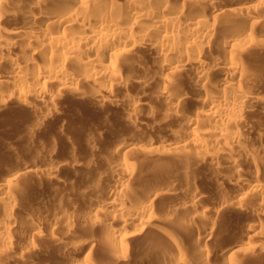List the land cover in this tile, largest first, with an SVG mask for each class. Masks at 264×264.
Segmentation results:
<instances>
[{
  "label": "bare ground",
  "instance_id": "bare-ground-1",
  "mask_svg": "<svg viewBox=\"0 0 264 264\" xmlns=\"http://www.w3.org/2000/svg\"><path fill=\"white\" fill-rule=\"evenodd\" d=\"M139 53L144 54L142 57L149 56L150 60L146 59L148 61L145 60L146 62L143 61V63L141 58L142 60L139 61ZM38 56L42 57L43 64H38L36 60ZM120 61L127 63L126 67H124V62ZM145 68L153 71H151L153 74L147 71L151 75H148L149 79L146 77L147 74L146 76L144 74ZM141 70L148 80H143L144 77L141 74L137 76L141 75L142 79L136 74L131 76L132 73H141ZM100 80H105L104 84ZM134 81H137V85H142L139 86L140 90L142 88L147 90L150 85L157 87L152 91L156 90L153 93L155 99L160 100L163 105L162 109L157 111H161L157 114L161 116L160 119L164 122L167 118V121L169 119L182 121L179 125L177 124L178 129L173 134L171 133V139L145 136L143 141L140 136L139 140L143 141V143L139 141L141 144L130 141L131 138L128 139L129 141L116 139L117 141L115 140L110 146V156L103 159V164L100 162L109 170L108 173L114 185L111 187L112 183L109 186L105 193L108 194L106 198L102 200L94 198L92 203L86 206L87 209L85 208L86 211L82 214L83 218L94 220L97 214L105 212L112 221H118L120 226L106 229L108 233L106 232L105 238L112 248L115 245L119 246V243L120 252L124 251L122 250L124 247L126 248L128 234H131L132 230L139 231L149 226L151 230L162 234L167 245L161 246L162 248L157 247L161 248L158 249L161 255L156 258L157 264H168L170 259L179 264H197L198 259H201L198 264H210V255L214 249L207 247L206 244L214 236L212 232L218 218L214 219L216 216H213L211 213L213 211L210 212L208 207L198 206L203 193L200 192L199 187L196 189L197 186H194L196 183L194 187L191 185L192 188L184 192L175 184L162 181V175L170 172L162 165L166 161L176 159L173 153L190 151L193 158L189 160L184 158L186 162L182 161L184 163L182 165H185L187 170L196 164L197 166L202 165L201 162L204 160L209 164L207 166H209L208 171L211 176L221 177L229 185L231 192L225 189L228 191H223L224 194H221V189L224 187L217 186L222 195L221 202L217 200L221 204L220 208L224 206L234 214H241L246 209H244L246 205H251V211L254 210L257 218L252 216L254 220L250 223L248 221V225L238 227L239 234L233 243L221 249L222 255H225L231 264H240L235 258L244 251L245 253L252 252L251 256L257 254V251L264 255V120L261 121L262 117H258L261 122L257 123L259 119L253 122L254 117H252L255 113H262L260 114L262 116L264 114V0H0L1 103L11 100L14 96L22 105L30 106V103L40 104L41 102V104L44 103L43 106L50 107L55 104L56 98H59L60 102L62 92H67L63 96L72 93L71 95L77 98L81 97L80 88L83 87L82 90H86V86L83 85L95 86L96 89L90 87L91 90H87L88 93L84 91L87 95L85 98L89 97L88 99L106 106L104 102L107 99L103 100V93H106L110 98L107 102L110 101V105L114 103L117 107H121L127 116L124 121H129V124L135 126L137 118L134 117L145 116L142 114L139 116L145 109V103L139 99L141 97H138V94H135L138 99L133 98L131 94V98L128 96L129 92L125 89L130 82ZM115 88L118 91L119 89L125 90L128 97L123 91L120 92H123L127 99L123 96L125 100H121L122 98L120 101L117 100L118 97L116 96V99L114 93ZM145 93V91L141 92V95L149 94V92ZM83 94L78 101L84 98ZM82 101L84 105L85 101ZM93 101L91 104H95L99 109V104ZM87 103L85 102V105ZM37 104L33 103L32 106ZM107 106L109 110L111 106ZM48 108L43 109L50 111ZM34 109L36 111V107H33ZM148 110V114L152 111L148 115L150 120L152 118L155 122L156 118L159 119L153 110L150 111V108ZM186 111L191 116L183 120L182 117ZM37 112H33L36 116L34 119L31 118L33 121L37 118H39L38 122L45 121L48 115L50 117L53 115V112L46 115V110H40V112L37 110ZM120 115L122 116L123 112L119 113V117ZM41 122L40 124L43 125ZM30 123L28 124L33 129L32 131L38 132L41 129L39 124L33 127ZM131 124L129 126H132ZM149 125L146 124V126ZM29 126H27L28 129H30ZM37 127H39L38 130L35 129ZM135 130L134 128L133 131ZM32 131L29 130L30 133H33ZM141 131L138 134L143 136L144 131ZM253 134L257 136L256 140H251ZM119 136L117 138L121 140L122 137ZM55 141L50 142L51 145ZM54 144L49 147V150L52 148V155L57 148ZM251 144L255 146L252 147ZM45 150L48 149L45 148ZM80 150H76L73 146L69 152L75 155ZM133 151L153 156L151 158L156 161L151 160L159 169V173L147 179L149 182L146 185L142 184L145 186L144 189L141 188L142 190L128 200L130 197L126 193L127 188L131 184V177L138 171V167L140 168L139 163L141 162L137 164L134 160L128 162L124 161L125 158H121L122 163L120 160L118 163L114 162L118 160H113V157L125 155L128 157L129 152L131 154ZM83 153L79 152V155ZM35 157L37 160L40 159L39 163H41L43 156L40 158L36 155ZM60 157L62 158L63 155L58 156ZM64 157L67 161L68 157ZM69 160L71 162L68 164L72 168L77 160L72 156ZM60 161L62 160L53 158L46 162L44 160L45 163L41 165H36L37 161H35V164L31 163L27 166L24 162L25 164L22 165L25 166H18V168L21 167L19 171L15 167L14 169L16 173L30 171L37 174L38 172L40 175L45 174L46 177L51 178L54 171L61 166ZM174 161L177 160L166 163L170 167ZM245 162L249 164L245 165L246 169L242 165ZM77 165L79 164L73 168H80L81 165ZM186 172L185 174H188ZM14 173L15 171L4 175L0 172V202L3 204L0 217V230L3 231H0V242L7 253H15L13 239L3 233L11 229L12 211L16 208L11 190ZM93 176L99 179L98 173ZM180 195L184 198L178 201L176 198ZM162 196H167L169 202L177 200L174 202L176 209L190 208L193 218L198 220L193 248L195 249L193 255H196L197 259L184 258L182 256L183 244L179 236L174 234L168 225L166 227L163 224L162 218H160L161 222L157 219L158 217H155L154 209L159 197ZM228 209L225 210L228 211ZM119 256L121 257V254ZM119 256L115 259L120 258ZM125 257L127 255H122L123 261ZM234 260L236 262H233Z\"/></svg>",
  "mask_w": 264,
  "mask_h": 264
},
{
  "label": "rangeland",
  "instance_id": "rangeland-1",
  "mask_svg": "<svg viewBox=\"0 0 264 264\" xmlns=\"http://www.w3.org/2000/svg\"><path fill=\"white\" fill-rule=\"evenodd\" d=\"M139 54L141 55V57L140 55H138L140 58L139 61L143 59L142 62L143 61L146 62L148 61L146 59L150 58L149 56L148 57L143 56L145 58L144 59L142 57V55L144 54L143 53H139ZM36 60L38 64H43V59L41 56L36 57ZM123 64L125 65L127 63L124 62ZM124 65L121 64V66H124ZM124 67H126V65ZM146 68H145V71L144 69L143 71H144L145 76L147 74L146 77H148L149 79V76H151L150 73L152 70L150 68L149 70L148 69L146 70ZM143 71L141 70V73L140 72L132 73L131 76L135 74L136 76L137 74H141L144 77ZM147 71H150V73L148 72L149 73L148 74ZM141 75L140 76L138 75L137 77L139 78L141 77L142 79ZM144 78L143 80H148L147 78L146 79ZM104 81L105 80H100L102 84H104ZM136 82L135 81L130 82V84L133 83L134 85L133 84L127 85V88L125 90L129 92V95L128 93H126L125 90L123 91L119 89L118 91V89L116 88L114 89L115 98L117 96L118 99L117 98L116 99L119 101H120V98H122L123 96L125 97V99H127L128 96L131 98L130 96L131 94L132 97L135 99H138V97H141L139 99H142L143 103H145V107H144L145 109L143 108L144 110L141 111V113L139 114V116L141 114L145 116L138 117L137 115V117H134V118H137L135 119L136 121L135 126H133L131 123L130 124L132 126H129L130 125L129 121L128 122L124 121L125 118L127 119V116L125 115L121 107L119 106L117 107L114 103L110 105V101H108L109 104H107L108 103L107 100H109L110 98L106 93H103L104 94L103 100L107 99L104 102L106 106L105 105L103 106L101 105V103L99 104L96 101L88 99L89 97L85 98V96L87 97V95L85 94L84 91L87 92V90H89L90 87L91 89L92 87L93 89H96L95 86L83 85L84 87L86 86V90L84 89L82 90L83 87L80 88L82 90V91L80 90L81 97L84 92L83 94L84 98L82 99L83 101L82 100L78 101V98H81V97L74 98L73 95H71L72 93L70 92H69L70 96L68 94H65V96H63L64 93H67V92H62L61 95L62 94L63 95L62 96L60 95L62 98V99L60 98L61 99L60 102L58 100L59 98H56L54 102L55 104H53V106H50V107H53L51 108L52 110L50 109L49 106H48L49 108L46 105L43 106L44 103L41 104V102L40 104L33 102L34 105L37 104L36 106H32L33 103H30V106L32 107L26 104L27 105V108H26V105H22L21 103H19V101L14 96L11 98V100H6L5 102H2V103L0 102L1 103V106H0V172L1 174L9 175L15 171L13 175L14 180L12 181L13 184L11 185V190L13 192L14 203H16L17 205V206L15 205L16 208L12 211L13 217L10 222L11 229L9 230V232L8 231L3 232L4 234H8L13 239L14 241L13 247L15 248V251H14L15 253L5 252L4 251L5 249H3L4 246H2L3 244L0 242V264H76L77 262H78L77 264H157L156 258L161 255L159 250L163 246H167L166 242L164 241L165 238L162 236V234L160 235V233H156V231L151 230L152 228H149V226L148 228L146 226V229H143V230L141 229L139 231L132 230L133 232L131 234L130 233L128 234L126 248L124 247L122 249L124 251H121L122 252L121 253L120 252L121 245L119 243L118 245L120 247L117 245L113 247L116 250H118L119 248V250L116 251L115 249L112 248V246L109 245L108 241L105 238V235L107 232L106 229L117 228L118 226H120V223H118V221H112L109 215L108 214L106 215L105 212H101L97 214L94 220L89 219V218L88 219L83 218V215H82L87 209L86 206L87 205L89 206L92 203V200H94V198H96L97 200L98 198L101 200L106 198L108 194H105V193L108 191L109 186H111L112 183L113 184L111 187H113L114 185V182L111 179V176H109L110 175V173H108L109 170L107 169L105 165H102V164H103V159L110 156V152H111L110 146L114 144L116 139H118V141H122L124 139L126 141H129L128 139L131 138L130 141L132 142L135 141L139 144L143 143L145 136L146 137L151 136L156 139H165V138L171 139L172 134L174 133L176 129H178V125L182 121V120H178L177 122L174 119H171V120L169 119V121H167L168 118L167 119L164 118L166 120L164 122V120L160 119L161 116L157 114H160L161 111L160 112H157V111L161 110L163 105L160 103L161 102L160 100H158L157 98L155 99V96L153 93L156 92V90L152 91L154 89H157V87H153L152 85H150L148 88L149 90L147 89L148 91L142 88L146 92L145 94H147L148 92L149 94L141 95V92L144 93V91L142 89L141 91L139 86H142V85H140L139 83H138L139 85H137ZM120 91H123L124 94L126 93L128 96L125 94L127 96L126 97L123 94V92H120ZM135 94H138V97L135 96ZM71 97H73L75 100ZM85 99H88L89 101L91 100L95 102L96 104L98 103L101 107L97 104L99 108L97 109L95 104H91V101L89 103V101L88 100L85 101ZM123 99L124 98H122L121 100ZM56 101L58 103H56ZM81 101L82 102L85 101L86 103L88 101L87 104L88 105L90 104V105L89 106L87 104L85 105V102L83 105ZM107 105H109V107L111 106L109 110L107 109L108 108ZM148 106L150 108V111L153 110V113L157 115L156 117H159V119L158 118L155 119V122L154 120H152V118L150 120V117L148 116L150 113H152L151 111L148 114V111H149ZM33 107H36V111L35 109L33 110ZM38 107L39 108L41 107L40 110H46L47 111L46 115L53 112L52 113L53 115L51 114L53 117L52 116L50 117V115H48V119L50 120H48L47 117L43 115L46 117V119L45 117H42V119H45V121L44 120L42 121L40 119L42 121L40 122L43 125H41L40 122L37 121L39 118L34 120L35 123L32 120L36 117L34 114L37 112V110L40 112ZM146 107L148 109H146ZM43 108H48L50 111H48L47 109H43ZM87 108H92V109L90 110ZM95 108H96V111L94 110ZM101 108L104 110H102ZM55 109L57 110L56 113H55L56 111ZM120 112H123V115L122 116L120 115L121 118L119 117ZM260 114L262 113H258V114L255 113V115L252 114V117H254L253 122H256L261 117H262L261 121L264 120V114L263 116ZM189 116H191V114L186 111L182 119L184 120L186 119V117H189ZM256 117L257 119H255ZM119 120H121V122ZM156 120H160V121L158 122ZM261 121L259 119L257 123ZM28 123H30V125H32L33 127L39 124L41 131L40 130L38 132L36 130L32 131L33 129L30 128ZM146 124L147 125L150 124L151 126L150 125H149L150 127L146 126ZM27 126H29L30 129H28ZM133 127L136 130H138V132L136 130L133 131L134 130ZM38 128L39 127L35 129L38 130ZM124 128L127 130V133ZM29 130L30 132L32 131L33 133H30ZM117 131L118 133H116ZM140 131L141 132L144 131L143 132L144 137L142 136V134H138L140 133ZM119 135H121L122 137L121 140L117 138V137H120ZM140 136L142 138H140ZM256 137L257 136L253 134V136H251V140L252 139L256 140ZM139 138L143 139V141L139 140ZM87 139H92L91 141L93 142H91L90 140L88 141ZM49 140H51L50 142H53L56 140L57 142L55 141L56 143L54 142L55 144L52 143V145L54 144L55 148L56 147L58 148L59 146L62 147L61 150H59L60 147L58 148V150L57 148L56 150L53 149L54 151L52 155L51 154L52 148H50L49 150V147H52ZM80 144H82L83 146H81ZM47 145L48 147H46ZM92 145L94 147H92ZM249 145H250V142H249ZM73 146L76 147V150L81 149L79 152L80 153L84 152L83 153L84 155L83 154L79 155L78 151L75 155H72L69 152V149ZM251 146L254 147L255 145L253 146V144H251ZM43 148L44 150L45 148H47L48 150L44 151ZM43 152L46 154L44 155ZM54 152H56L55 153L56 155L58 154L56 157H53L55 155ZM59 153H61V155ZM36 155H38L40 158L41 156L45 157L46 155H49V156L51 155V156L50 157L46 156L45 159L42 157L41 163H39L40 159L37 160L38 157H35ZM62 155L63 157L64 156L68 157V159H70V157L72 156V158L77 160L76 164H79L77 166H80V165L82 166V163H83V166L82 167L80 166V168L79 167L73 168L75 167L76 165L75 164V165H72V168H71V165L69 166L68 164V162H71L70 160L68 161L67 159L66 161L65 160L66 158L62 157L66 161L64 162V160L61 157L58 158V156H62ZM88 155H90L89 157H91V158L88 157L90 159L89 161L90 162L92 161L91 163H88L89 162L87 160ZM92 155H94L93 156L94 158L92 157ZM143 155L146 158L148 157L147 158L148 160L145 159ZM127 156L128 157H126V155L125 156H115V158L113 157V160H118L114 162L120 163L121 161H123L120 159L125 158L124 161L129 162V161L134 160V162H136L137 164L139 163V161L141 162L139 163L140 168L138 167L137 169L138 171L135 172L136 174L134 173V175L132 176L133 178L131 177V182H130L131 184L127 188L128 190L126 189L127 190L126 193L128 194V197H130V199L128 200H131V197L133 198V195L137 194V192L144 189L145 186L143 185H146V183L149 182V180L147 182V179L152 178L151 176H154V177L157 176V174L159 173L158 172L159 169L156 168V165L153 162L156 160L151 158L153 156L146 155L139 151H133L131 152V154L129 152V155ZM173 156L176 159H172V160H177V161L176 162L174 161V163H172L171 165L169 164L170 167L167 164L170 160L166 161L167 163L165 162L162 165L163 167H165L166 169L170 171L169 173H167V175L166 174L162 175V181H164L165 183L168 181L172 185L175 184L176 186H178V188H180V190L184 192L188 191V188H192L191 185L193 186L196 183L194 185V186H197L196 189H198L199 187L200 192L202 191L203 193L202 194L203 197L201 199V202L198 203V206L208 207L210 212L213 211L211 212L213 213V216L214 217L216 216L214 219L218 218L216 219L218 221H216V225L212 232L214 236L213 238H210V240L207 242L208 244H206L207 247L214 249V250L212 249L213 254L211 253L210 255L209 263L210 264H231L229 263L230 260H228L225 255H222L221 249L227 246V244L234 242V240L236 239V236L240 232V229L238 228L239 226L248 225V221L250 223L252 220H254L253 217L257 219L254 213V210L251 211L252 206L246 205L244 207V209L245 208L246 209L243 212H241V214H238V213L234 214L227 207H224V206H222L223 209L222 207L220 208L221 204L219 203V201L222 196L221 194H224L223 191L224 192L228 191V190L225 191V189L230 190V187L227 184L226 180L222 179L221 177L215 178V176L213 175L211 176L210 171H208L209 166H207L209 164L204 160H203L204 162L203 161L201 162L202 165L197 166L196 164V166H193V168H191L193 169L192 170V173L194 172L193 174L190 172L191 169L188 168L187 170L186 166L182 165L184 164L182 163V161L184 160L183 162H186L185 161L186 158L188 160L193 158V155L190 154V151L187 153L182 152V151H176L173 153ZM34 157L37 159H35ZM82 157L86 160H84ZM101 157L102 159H100ZM49 158L52 160L53 158L54 160L56 159L62 160L60 161L61 166L60 167L58 166L59 168H57V170L54 171L53 176H52L54 179L51 177L52 180L51 178L46 177L45 174L40 175V173L38 172L37 174H35L34 172H30V171L16 173L15 169L19 171L22 166H25L22 164L26 163V166H27L28 164L30 165L31 163L35 164V161H37L36 165H39V164L41 165V164H44L46 161H50ZM43 159L45 160V162H43L44 161ZM92 159H94L95 163ZM80 160H81V163H80ZM171 161L169 163H171ZM194 161H195V158H194ZM100 162L102 164H100ZM180 164L182 166H179ZM20 165L21 167H19L20 168L19 169L18 166ZM242 165L246 169V167L249 164L245 162V164L243 163ZM171 166L173 167L171 168ZM184 168L186 169L184 170ZM249 168L250 167H248V169ZM179 169H182V170H179ZM186 171L188 172V174H185ZM122 172L123 171H121V173ZM97 173H98L99 179L97 176H93L95 174L97 175ZM38 175L41 177H39ZM44 176L48 179H46ZM108 176L109 178H107ZM93 177H94V180H93ZM219 179H222V180H219ZM106 180H108L109 182H107ZM219 181H222V182H219ZM38 183L40 184V187H38L39 185ZM107 185L108 187H106ZM133 185L134 187H131ZM217 186L219 188L224 187V189H221L222 193L220 192L219 188L217 189ZM134 188H137V189H134ZM218 192L219 194L220 193L221 194L219 195ZM228 192L230 193L231 190ZM182 195L178 196L176 199H178V201L181 200L182 198H184L182 197ZM167 198H168L167 196L159 197V201L156 203V206L154 209V215H156L155 217L156 218L158 217L157 219L159 220L160 218H162L161 220L163 221V224L166 227L168 225V227L171 228L169 229L173 231L174 234L179 236L183 244L182 256L184 258L197 259L196 258L197 256L193 255L195 254L193 253V251L195 250L193 248L195 246L194 245V239H195L194 234L196 230V225L199 224L198 220L193 218L190 208L189 209H176L174 207V202L177 200L169 202L168 201L169 199L167 200ZM217 202L219 203V206L217 205L218 204ZM2 206L3 204L0 202V217L2 215L1 213ZM225 209L226 210L228 209L230 213H228V211H226ZM216 211L217 212L219 211V212L217 213ZM68 212L70 213V215ZM71 214L73 216H71ZM169 215L171 216L169 217ZM233 216H235V218ZM0 231H3V230H0ZM159 232L161 231L159 230ZM210 245L211 246L213 245V247H211ZM157 247H161V248H157ZM156 248L157 250L158 249L159 250L158 251L155 250ZM216 248H217V251H216ZM123 252H127L128 254L123 253ZM258 252L259 251H257V254L255 255L252 254V256H251L252 252L250 251L246 252L247 254H249L247 256L245 255L246 254L245 251L244 253L241 252L240 255L242 256L238 255L240 258L237 256L235 260L237 261L239 260L240 264H264V255ZM120 254H121V257L119 256ZM122 255H127L124 261L122 260ZM118 256L121 258V259L118 258L120 260L115 259ZM198 260H197V264L200 262L201 259H198ZM235 260L233 262H236ZM168 264H179V263L178 262L175 263L173 259H170Z\"/></svg>",
  "mask_w": 264,
  "mask_h": 264
}]
</instances>
